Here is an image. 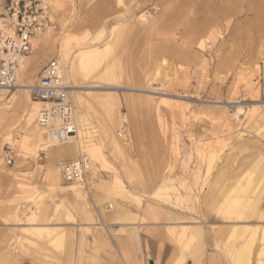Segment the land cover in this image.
<instances>
[{"label":"rangeland","instance_id":"rangeland-1","mask_svg":"<svg viewBox=\"0 0 264 264\" xmlns=\"http://www.w3.org/2000/svg\"><path fill=\"white\" fill-rule=\"evenodd\" d=\"M188 1L37 0L50 23L32 39L34 52L21 67L29 84L41 74L31 71L32 62L56 59L63 69L66 56L101 52L66 80L61 70L81 137L60 155H73L70 161L86 155L95 169L74 184L77 193L54 188L57 181L47 187L35 172L14 176L17 191L8 201L14 229L0 250L28 264H85L90 227L113 232L114 220L98 214L149 202L177 215L180 227L167 232L184 249L204 240V255L264 264V0ZM18 92H1V150L9 146L24 160L49 155L60 146L37 122L27 124L31 103ZM104 101L116 108L114 125H104ZM232 200L239 204L229 206ZM88 212L95 221L85 218ZM120 214L114 222L137 221ZM63 221L78 225L72 240L68 229L54 228ZM36 226L58 236L53 243L44 233L40 242L24 238L21 232ZM218 229L225 235L216 236Z\"/></svg>","mask_w":264,"mask_h":264},{"label":"crops","instance_id":"crops-1","mask_svg":"<svg viewBox=\"0 0 264 264\" xmlns=\"http://www.w3.org/2000/svg\"><path fill=\"white\" fill-rule=\"evenodd\" d=\"M45 64L41 66L38 63L33 64L32 62L30 63L32 66H30L31 71L41 73ZM24 83L25 86L29 85V87L33 85L29 84L26 79H24ZM129 102L132 103L131 101ZM69 148L68 150L65 147L52 149L49 155L45 154L34 160L17 159L13 156L12 161L8 164L7 156L9 152L6 151V147L2 148V150L0 147V244L11 240V231L14 229L10 221L13 215L8 207V201L12 199V196L17 191V183L14 176L35 172L38 179L48 187L50 183L60 179L59 164L61 162H70L73 157L72 155L65 158L60 155V152L72 150V147ZM103 183L105 182L103 181ZM142 186L149 188L150 185L142 183ZM54 188L65 189V185L61 184L60 187ZM79 190L67 191L77 193ZM65 199L67 205L74 208L75 201L72 194L68 193ZM237 202L238 200H232L229 206L236 207L239 204ZM119 214L120 212L98 215L102 220L112 219L115 221L119 218ZM96 215L88 212L85 218L89 221H95ZM120 216L132 220L136 219L137 221L127 223L112 221L110 224L113 230L112 233L94 231L96 227H90L92 233L87 237L86 242L89 243L91 248L90 251L83 250V256L86 259L85 264H228L216 251H208L204 255V252L201 250L204 246V240L202 246L198 247V249L194 247L187 250L183 246L178 245L167 232L168 229L180 227L174 222L178 217L158 204L143 203L140 209L137 210L125 208ZM38 227L40 228V226L33 228ZM43 228L51 229L41 226V229ZM54 228L68 229L71 238L72 230L74 232L78 228V225L63 221L58 226H54ZM54 228L52 229L54 230ZM215 234L219 237L225 235L221 229H218ZM75 241L77 242V236ZM93 243H95L94 246ZM79 255L78 251L75 250L74 257ZM235 262L236 264H244V260L241 257L236 259ZM0 264L28 263L8 250H0Z\"/></svg>","mask_w":264,"mask_h":264},{"label":"built area","instance_id":"built-area-1","mask_svg":"<svg viewBox=\"0 0 264 264\" xmlns=\"http://www.w3.org/2000/svg\"><path fill=\"white\" fill-rule=\"evenodd\" d=\"M48 11L37 0H2L0 2V91H14L24 59L34 52L32 39L49 25ZM58 60L51 59L43 67L38 81L28 91L29 97L44 106L36 122L48 129L51 142L63 143L76 135L69 89L61 77ZM122 136V133L119 134ZM7 162L13 159L9 146ZM93 164L83 155L61 167L64 183H83L92 172Z\"/></svg>","mask_w":264,"mask_h":264},{"label":"bare ground","instance_id":"bare-ground-1","mask_svg":"<svg viewBox=\"0 0 264 264\" xmlns=\"http://www.w3.org/2000/svg\"><path fill=\"white\" fill-rule=\"evenodd\" d=\"M186 1H188V0H186ZM189 2V1H188ZM192 2H194V1H192ZM198 2V1H197ZM209 2V1H208ZM190 3H191V1H190ZM190 3H189V5H190ZM195 3H196V1H195ZM189 5H187V7L189 6ZM191 6V5H190ZM193 6V5H192ZM199 6V5H198ZM194 7V6H193ZM195 7H196V5H195ZM194 7V8H195ZM192 8V7H191ZM187 10V9H186ZM191 10H194V9H191ZM191 10H189V11H191ZM203 11V10H202ZM193 15V14H192ZM196 15V14H195ZM200 17V16H199ZM190 18H192V17H190ZM204 18V17H203ZM205 19V18H204ZM203 19V21L205 22V20ZM193 20V19H192ZM198 20H199V18H198ZM203 21H202V23H203ZM197 24H199V25H197V28L198 27H203V26H201L200 25V23H197ZM196 28V29H197ZM186 31H189L188 29H186ZM201 31V30H200ZM190 32H191V30H190ZM186 34V33H185ZM189 35V34H188ZM199 36H200V34H199ZM65 40V39H64ZM64 43V42H63ZM67 46V45H66ZM90 50V49H89ZM89 50H80L79 52H77V54L74 56V58L71 60V61H69L68 60V57L66 56H64L65 58H63V59H61V58H59V59H61V64L63 65V69H60V70H62V72H63V74H64V77H65V80L67 79V78H69V77H71V75H76L77 73H78V70H83V69H86V67L87 66H90L91 64H93L97 59H98V57L100 56V54H101V52H100V50H92V51H89ZM193 59V58H192ZM28 60V59H27ZM26 62V61H25ZM61 66V65H60ZM61 68V67H60ZM22 69H24V67L22 66ZM23 72V71H22ZM61 72V71H60ZM62 77V76H61ZM63 80V79H62ZM25 83H24V77L22 76V75H20V77L18 78V81H17V85H16V89H17V91H19V92H21V93H23V94H25L26 95V98H27V101H30V103H31V105L29 106V108H28V110H27V118H26V122H27V124H29V125H32V124H34V122H36V119H37V117H38V113H39V111H40V109H41V107L42 106H44V104H42V103H40V102H38V101H34V100H32L30 97H29V95H28V91H29V85H27V86H25L24 85ZM32 86V85H31ZM71 87H67V89H70ZM2 91H0V100H2L3 99V94L1 93ZM73 92H75V91H73ZM77 92V91H76ZM69 93V92H68ZM15 95V94H14ZM24 103L22 102L21 103V106L23 105ZM103 106H104V109H103V122H104V125L106 126V125H108V126H111V125H114L115 124V122H116V118H115V110H116V108H114V105L113 104H107L105 101H104V103H103ZM26 124V125H27ZM35 125H37V130L38 129H43L44 130V132H46V131H48V129H46V128H43V127H40L39 125H38V123L37 124H35ZM78 128H76V135L75 136H73V137H70V138H68V140L66 141V142H63V143H57V142H51L52 144H54V145H59L60 147H65L67 150L68 149H70L69 148V146L72 144V143H74L73 141L75 140V139H80V131H81V125H76ZM36 128H35V130H36ZM44 132H42V133H44ZM44 134H46V133H44ZM43 134V135H44ZM85 134V133H84ZM42 136V135H41ZM89 138V137H88ZM50 139V138H49ZM73 140V141H72ZM51 141V140H50ZM72 141V142H71ZM80 143V142H79ZM64 144V145H63ZM69 145V146H68ZM93 149V148H92ZM87 149L88 151L90 150L94 155H96V156H99L100 157V152L98 151V150H95V149ZM100 150V149H99ZM87 151V152H88ZM91 153V154H92ZM90 155V154H89ZM94 160V159H93ZM95 168H94V165H93V167H92V171L94 170ZM127 174V173H126ZM128 176V175H127ZM131 177V176H130ZM131 180V179H130ZM94 182V181H93ZM61 184H62V180L60 181V182H58V180H57V182L55 183V186L56 187H60L61 186ZM74 184H81V183H71V184H69V186H65V189L66 190H72V191H75V190H78V189H80L79 188V186L78 185H74ZM78 192V191H77ZM234 201V200H233ZM244 201V200H243ZM252 202V201H251ZM237 203H239V202H237ZM235 204H236V202H235ZM233 205V204H232ZM238 205V204H237ZM234 207V206H233ZM235 212V211H234ZM47 227V226H46ZM187 227V226H186ZM29 228V227H28ZM30 230H25V231H23V232H21L22 233V235L24 236V238H26V239H28V240H31L32 242H36V241H38V242H40V240H41V235H42V233H44V234H46V238L50 241V243H53V241L55 240V238L58 236V231H56V230H53V229H41V226H40V228L38 227V228H33V227H31V228H29ZM21 235V234H20ZM21 235V236H22ZM185 241V240H184ZM29 242V241H28ZM264 242V241H263ZM47 248V247H46ZM262 264V263H261Z\"/></svg>","mask_w":264,"mask_h":264}]
</instances>
